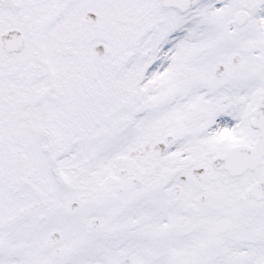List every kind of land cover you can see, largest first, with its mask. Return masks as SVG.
Listing matches in <instances>:
<instances>
[{
  "label": "snow or ice",
  "instance_id": "obj_1",
  "mask_svg": "<svg viewBox=\"0 0 264 264\" xmlns=\"http://www.w3.org/2000/svg\"><path fill=\"white\" fill-rule=\"evenodd\" d=\"M0 264H264V0H0Z\"/></svg>",
  "mask_w": 264,
  "mask_h": 264
}]
</instances>
